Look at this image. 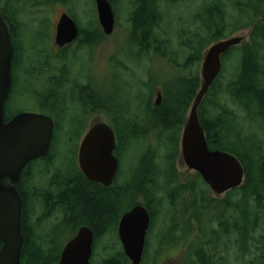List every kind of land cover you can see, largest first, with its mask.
I'll return each mask as SVG.
<instances>
[{
  "label": "trees",
  "instance_id": "16d2710c",
  "mask_svg": "<svg viewBox=\"0 0 264 264\" xmlns=\"http://www.w3.org/2000/svg\"><path fill=\"white\" fill-rule=\"evenodd\" d=\"M1 1L0 8L3 17L8 22L17 25V22L22 20L19 15L20 1L6 0L4 4ZM47 1L50 2V0ZM114 1L116 0H110L111 3ZM174 1L177 0H133L130 20L132 32L129 38L131 39V47L135 48L136 51L133 54H127L128 59L136 60L135 62L140 65L139 56L144 55L148 49H152L162 56L169 55L168 58L172 59L179 68L172 85L166 82L162 84L161 82H154L155 78H150L146 82L143 81V84H146L151 92L157 84L162 86L163 102L159 106H148L146 110H153V112H151L150 117L141 120L127 117L130 116L128 100H125L123 105H117L116 115L111 110L110 104L108 107L101 105L98 108H109V118L118 138V155L122 154L123 148L128 151L137 145L141 148L140 162L142 167L149 168L148 165H153L154 170L157 169L163 173L158 176L164 174L179 175L177 161L181 155V133L188 111L202 84L199 66L204 52L212 43L230 37V32L226 33V29L231 30L232 28V31H235V28L238 30L243 27H250L251 22L256 20L251 37L253 45L244 44V47L239 50L241 62L236 68H233L235 71L231 76H225L228 79L226 83L221 81L223 66L219 78L213 83L203 99L198 113L201 125L206 132L209 147L233 153L244 167L245 182L242 186L233 189V192L239 194L238 202H235V205L243 209L246 214L247 198L251 192L260 217V211L264 210V64L257 60L253 52L264 48V0H236V2L231 0L229 3L224 0H207L198 8V13L193 15L192 28L189 30L184 28L180 35L183 39L181 45L188 50V59L184 64L180 60L181 51L175 48L176 45L172 52L161 50L162 42H169L171 39L168 37V39L161 38L160 31H157L163 24L162 21L167 20V11L162 8L163 3H166V9H170L169 6ZM229 6L237 10V17L230 12ZM257 17L260 18L257 19ZM48 22L49 29H51V22ZM95 23L96 28L81 29L80 38L76 42L78 45L74 49L78 60L85 47L87 49L93 47L94 49L101 40H105L107 37L97 19ZM22 24L25 23L20 22V25ZM233 49L231 48L230 51ZM44 51H42L43 53L40 52V57H44L49 68L52 66L49 61L51 44L48 47L45 46ZM123 63L125 62L120 61L121 67H123ZM126 72L130 74V70H125ZM49 77L50 80L53 78L51 74ZM82 97L90 98L91 92L82 93ZM100 99L101 97L96 98V100ZM59 105L53 109L48 108L45 104L42 106V112L55 119L56 127L52 148L59 140L63 142V138L60 139V134L65 120L70 123L75 121V119H68L70 109L62 106V101ZM122 107L126 111L124 114L120 113ZM141 109L144 110L143 107ZM21 111L23 110L18 112ZM6 115L8 118L14 116L9 112L8 107L6 108ZM255 115L260 116L263 120V130L258 134H256L257 130L254 132ZM235 121L239 124L237 125ZM151 125L158 126V131L152 129ZM235 126L247 128L250 134L243 138L242 133L233 132L232 127ZM80 127V133L77 135L69 134L66 143L75 144L81 138L87 127L86 120L84 125ZM229 128L231 129L230 132ZM150 136H152L151 140L149 139ZM252 137L256 140L254 145L248 143ZM155 144L159 145L158 150L153 148ZM139 179L141 186L126 182L125 186L116 184L107 188L97 183H87L86 179L84 181L82 178L56 180L55 184L59 186L57 188L58 194L52 195L48 192L46 195H37L36 197L43 199L50 208L61 204L63 208H66V213L63 214L61 221L47 222V225L42 219H37L30 225L26 222L23 223L25 242L20 264H58L64 244L76 234L79 227L84 225L90 226L95 235L93 257L100 247L113 249L102 257L98 264H131L119 243L117 231L123 210L128 209L129 204L135 199L131 196L128 197L129 193H139L141 190L145 203L152 209L154 216L168 205L167 178ZM63 231L68 236L61 243L58 240ZM149 247L148 244L142 264L147 263ZM250 264L264 263L255 259Z\"/></svg>",
  "mask_w": 264,
  "mask_h": 264
},
{
  "label": "flooded vegetation",
  "instance_id": "af4514ba",
  "mask_svg": "<svg viewBox=\"0 0 264 264\" xmlns=\"http://www.w3.org/2000/svg\"><path fill=\"white\" fill-rule=\"evenodd\" d=\"M0 14L2 15L1 8ZM61 15L59 16L57 23L54 25L56 26L55 34L57 24L61 18ZM257 19H259V17H257ZM5 21L10 29L11 40L14 49V56L12 61L13 84L8 102L12 97L11 95L13 94L12 92L14 89V85L16 84V82H18V70L21 66L27 67L26 71L29 75V78L31 79H35L39 74H45V71H47V69H50L47 72L51 74L53 78L50 80V86L48 87V91L45 94H42L39 89H36L38 87H35L32 82L30 83V87L32 88L31 93L34 96L33 98L35 100H38V102L42 104V106H44L45 104L48 108L53 109L56 108L57 105H59L62 101V106L64 107L71 109V107L74 106L76 107V109L78 107L80 109V112H86V120L89 118V116L92 115V112L95 109L101 112L107 111V114L109 115V108H98V106L101 105L104 107H108L109 103L106 102L104 98L96 100L97 97L93 95V89L91 88L89 79L87 78V72L85 71L87 83L81 84L79 78L83 70L78 67L77 64L75 68L71 65V62L72 60H74L76 54V52L74 51V47L77 40L71 44L59 47L56 44L54 31L53 33L51 31L49 37L48 35L45 36L44 38L48 37L49 43L51 44V53L54 52L57 57V63L55 64V66H51L48 68L47 62L45 61L44 57H40V52L44 51L45 47L43 44L44 39L35 40L30 44L32 54L29 55L26 53L27 48L24 45L25 42L20 36L22 32L21 29L23 26H25V24L20 25V22L24 23L25 20H19L17 22V25H14L8 22L7 20ZM255 23L256 20L251 22L250 27H248L249 31L247 33V38L248 36L250 38L252 37L253 26ZM53 34L55 45L53 44L52 40ZM243 36L244 40L242 41L241 45L232 47L234 49L231 51L229 50L225 54H223L222 59L224 56L225 58H228L234 54V56L238 57L237 63L241 62V54L237 53V51L239 50L238 47H241L242 49V45L243 43H245L244 41H246V36ZM262 51H264V48L261 50H254L253 53L256 55L257 60L264 64V52L262 53ZM187 59L188 57H186V60ZM203 61L204 57L202 58L200 65L203 64ZM237 63H235V65ZM44 84L45 83L42 82L40 86ZM159 85L160 84H157L156 88H154L153 90L157 89V96L159 93H161L162 103L164 99V93L162 86L158 87ZM86 87L88 89H84ZM142 87L145 88L141 93V96L144 98V101L141 102L140 105V98L139 100H137L135 106L130 104V110L128 112L130 116H127L128 118L136 120L148 118L151 116V112H153V110H146L148 106H159L161 104L160 103L159 105H157L156 100H153V96L149 100H147L146 91L150 90V88L146 87V84H143ZM136 89H138L137 86L132 89L133 93L136 92ZM84 92H91V97L86 99L82 97V93ZM130 101L133 102L132 95ZM42 106L40 110L32 112L44 113L42 112ZM141 107H143L144 110H142ZM18 113L20 112H17L16 114ZM120 113H122V111ZM16 114H14V116ZM10 119L11 118H8L6 115V120L9 121ZM92 125L93 123L88 124L83 132L87 133L88 130L92 127ZM151 126L152 129L158 131V126ZM62 129L63 127H61V131ZM228 130L229 132L231 131L230 128ZM231 138L234 139V137L232 136ZM82 140L80 138L77 141L75 150L72 154L69 149L67 153L62 151L55 153L54 147L50 150V152L52 151V154H50L49 152L46 157L38 158L35 160L36 162H30L25 165L22 169L20 176L21 179L14 186L21 198V230L23 236L24 222L30 225L31 222L36 221L37 219H42V221L47 225V222L54 223L53 221H61L63 214L65 215L66 208H63L61 204L54 205L50 208L44 202L43 199H37L36 197L37 195H46L48 192L52 195H55L56 193L58 194L57 188L59 186L55 184L56 180L62 181V178H82L84 181L86 179L87 183H97L107 188L116 184H118L119 186H125L126 182L134 183L138 186H141L139 178H145V180L146 178H167L166 194H168V205L165 209H161L159 213L154 216L152 209H150L145 203L143 192L140 190L139 193L142 197V201L137 200L128 209H124L121 214L119 223L123 215L129 212L137 204L140 203L144 205L148 209L151 216L150 227L146 237V244L148 246L150 237L153 235V232L156 229L160 215H166V223L162 226L163 228L165 227L166 235L165 237L159 239L161 242L159 247L163 248V243L165 240V244H167L168 242L172 243L175 241L174 243L177 249L170 250V252L164 257V259L169 257L171 261H169V263L171 264H186V262H188L187 264H223L227 262V257L229 255L228 251L229 249L233 248H229V245L226 244V250H228L226 257L222 256L219 258L218 242L219 239L222 237L225 239L229 238L231 244L236 249L235 252L230 253L231 257L233 256V254L235 256V264H250L255 259H257L259 262L264 263V210L260 211L259 217L258 208H255V202L253 201L251 192L247 198V212L245 214L243 212V209H240L235 205V202H238L239 197V194L237 192H233V189L235 188L229 189L222 194H217L211 189V187L206 183L204 178L197 171L188 167L182 155L179 157L177 165L179 166V164L184 163L187 166L188 170L194 171V175H183V178L180 174L177 176L167 174L158 176L163 173H161L157 169L154 170L153 165H148L149 168L142 167L140 158L136 157V155L133 158L131 157L132 150L135 148V145L128 151L123 148L122 154L118 155V140L116 149L114 150V155L116 156L119 162L118 171L114 177L113 183L110 186H105L99 182L91 181L86 177V175L82 171L78 158ZM59 142L60 140L58 141V143ZM60 143L63 144V142ZM69 144L70 143H65V145ZM228 153L233 154L231 152ZM48 156L49 158H47ZM121 158H128L130 169L127 176L122 175V173L120 172V165L122 164ZM39 171L41 172L39 173ZM5 178L6 179L3 180L4 184L6 186H12L13 183L9 179L10 177ZM120 178H124V180H121ZM212 194L214 196H212ZM227 194L231 197L230 199H220L221 195L226 196ZM204 222H207L208 227H204ZM204 238L206 239L207 243H204ZM1 248L2 245H0V250ZM160 251L156 252L153 255L151 260L152 262L154 260H159V258L157 259V257L160 254ZM175 255L177 257L180 256V259L176 262H173V259L176 258ZM231 262L232 261H230L229 263Z\"/></svg>",
  "mask_w": 264,
  "mask_h": 264
},
{
  "label": "water",
  "instance_id": "95a60500",
  "mask_svg": "<svg viewBox=\"0 0 264 264\" xmlns=\"http://www.w3.org/2000/svg\"><path fill=\"white\" fill-rule=\"evenodd\" d=\"M100 25L106 35L114 32L116 17L109 0H95ZM80 28L67 12L61 15L56 29V44L63 47L77 40ZM243 36H232L212 44L202 65V84L183 130L181 149L188 167L201 174L217 194L242 185L245 171L233 154L209 148L200 124L198 109L222 69V54L240 45ZM14 49L8 24L0 14V264H20L24 236L21 230V198L15 184L20 181L25 165L46 157L54 135L55 121L44 113L21 112L6 120V103L12 89ZM158 94L157 105L161 102ZM116 134L106 122L95 123L85 134L79 150V164L88 179L105 186L113 183L119 162L114 155ZM5 177L13 183L6 186ZM151 216L137 204L121 218L119 238L131 264H141ZM95 235L89 226H82L61 250L58 264H92Z\"/></svg>",
  "mask_w": 264,
  "mask_h": 264
},
{
  "label": "rangeland",
  "instance_id": "374dc122",
  "mask_svg": "<svg viewBox=\"0 0 264 264\" xmlns=\"http://www.w3.org/2000/svg\"><path fill=\"white\" fill-rule=\"evenodd\" d=\"M8 1V0H7ZM20 2V13L22 20H25V26L22 27L21 32V38L25 42L26 53L32 54L31 49V43L35 40H43L44 46H49V39L48 37L44 38L45 36L51 34L54 31L55 34V27L54 26L57 23V20L59 16L64 13L68 12L78 23L80 28L82 30L87 29H93L96 28V19L98 20V13L96 9V3L95 0H19ZM225 2L229 3L231 0H224ZM243 1V0H242ZM2 4L6 2V0L1 1ZM74 2V3H73ZM132 2L133 0H116L114 3L112 2L113 7H115L116 12V18H117V24L115 33L113 35L107 36L105 40H101L99 44L96 46V48H86L81 52L80 59L78 60L77 56H75L74 60H72L71 65L75 68L76 64L78 67H80L83 71L80 75V83L86 84L87 78L89 79V83L91 85V88L93 89V95L95 97H101L104 98L106 102H108L111 106V110L113 112L118 111L117 105H123L125 103V100H128V104H131L135 106L137 100L140 98V105L141 102L144 101V98L141 97V93L145 89L142 87L143 83L146 81H149L150 78H155L154 82H163L173 84V81L175 82V75L179 71V68L176 66L174 61L167 56H162L160 53L156 52L155 50L148 49L144 55L139 56V62L140 65L135 62L134 60H130L127 58V54L132 53L136 51L135 48L131 47V13H132ZM178 2V3H177ZM207 0H177L174 2H171L170 9H166V3H163L162 8L163 10L167 11V20H163V24L161 27L157 30L160 31L161 38L166 39L167 37L170 38L169 42L163 41L161 44V50L164 52H172L174 50V47L176 45V49H179L181 51L180 53V60L181 62L186 61V57L188 56V50L181 45V42L183 39H181V33L186 29L192 28V23L194 17L198 13V8H200L203 4H205ZM236 2V0H235ZM230 12L237 17L238 13L237 10L231 6ZM51 17V18H50ZM49 18L51 22V29H49ZM260 18V17H259ZM179 20V21H178ZM232 24V21H230ZM99 23V20H98ZM100 26V24H99ZM53 28V29H52ZM233 29H226V33L230 32V36H246V41L243 43L251 45L253 44V40L248 36L247 33L249 31L248 27H243L240 29H236L235 31H232ZM20 31V30H19ZM54 34L52 36L53 44L55 45L54 41ZM167 38V39H168ZM174 41V43H173ZM177 43V44H176ZM75 44V49L76 46ZM242 47V48H243ZM239 50L241 47H238ZM239 50L237 53H239ZM264 51H262L263 53ZM137 54V53H136ZM233 60V61H232ZM50 64L52 66H55L57 63V57L54 52L50 54L49 57ZM120 61H123L125 63L122 64L123 67L120 65ZM238 57L231 55L230 57L225 59V56L223 57V63H224V70L222 72L223 77L221 78L222 83L227 82V78L225 76H231L233 72L235 71L233 68H236L239 63ZM235 63H237L235 65ZM121 67V68H120ZM200 67V66H199ZM27 67L21 66L18 70V83L16 87L13 89V94L10 99V101L7 103L6 108H9V112L12 114H16L20 110L25 111H37L40 110L41 104L38 102V100H35L31 93V87L30 83L32 82L35 87H38L36 89H39L42 94H45L48 91V87L50 86V77L49 73L45 71V74H39L35 79L29 78V75L27 73ZM125 70H130L129 73H125ZM87 72V78H86V72ZM186 71V70H185ZM187 72V71H186ZM144 81V82H143ZM45 83L44 85L40 86L41 84ZM141 82V83H140ZM40 86V87H39ZM137 86L138 89H136V92H131V89ZM158 87H161L159 85ZM131 92V93H130ZM146 99L149 100L153 96V100H156L157 97V89L146 91ZM154 94V95H153ZM131 95L133 97V102L131 100ZM111 99V100H110ZM110 100V101H109ZM41 106H40V105ZM144 107V105H143ZM122 113L124 114L126 111L122 107ZM85 115L86 112H80V109L77 107H71L68 115V119H75L74 123L68 122V120H65L63 124V129L60 134V139L63 138V144L57 143L55 145V153L62 151V152H68V149L71 151V154L74 152L76 143L69 145H65V143L68 140L69 134L77 135L81 131V127L85 123ZM106 120L108 123L113 124L110 122L109 115L107 114V111L101 112L99 110H93L92 115L89 116V118L86 120V123L91 124L95 123L97 121ZM255 127L254 132L258 134L263 129V120L260 116H256L254 118ZM235 123L238 125L239 123L235 121ZM87 124V125H88ZM234 133H242L243 138H245L246 135H249L250 132L247 128H242L241 126H235L232 127ZM58 135V133H57ZM152 136H150V140ZM55 143V141H54ZM248 143L250 145L256 144V140L254 137L248 140ZM153 148L155 150L159 149V145L155 144L153 145ZM136 155V157L140 158L141 156V148L139 146H135V148L132 150L131 157L133 158ZM122 164L120 165V172L122 175L127 176L130 164L128 161V158H121ZM180 175L183 178V175H194V171L188 170L187 166L184 163L177 165ZM34 169V168H33ZM41 171H39L40 173ZM121 180H124V178H120ZM127 179V178H126ZM120 182V181H119ZM134 197V201H132L129 205L132 206L135 201L139 200L142 201V197L139 193H129L128 197ZM212 196H214L212 194ZM231 197L227 194L221 195V200H227ZM166 223V215L162 216L160 215L159 221L157 222L156 229L153 232V235L150 237L149 240V257L147 259L146 264H168L170 259L169 257H164L170 252V250H176L175 247V241L170 243H166V240L163 243V249L160 246V240L162 237H165L166 230L165 227L162 226ZM204 227H208L207 222H204ZM118 231V228H117ZM67 233L63 231V233L60 234V239L58 240L61 243L66 240ZM119 240V236H118ZM106 242V241H105ZM119 243L121 244L120 240ZM204 243H207L206 239L204 238ZM60 244V243H59ZM229 245V249L226 250L227 245ZM218 250H219V258L220 257H226L227 251H228V261L223 264H235V256H230V253L235 252V247L231 244L230 239L220 238L218 242ZM122 247V244H121ZM123 248V247H122ZM161 250V251H160ZM110 251H113L112 248H99L96 250V254L94 253V257H92V264H98L102 257H104L107 253ZM160 251V254L158 255L157 259L158 261H151L153 255ZM176 257V258H175ZM175 259H173V262H176L180 259V256L177 257L175 255ZM172 259V258H171ZM96 261V263H95ZM171 262V261H170ZM193 262V261H191ZM188 262H186L187 264ZM171 264V263H169Z\"/></svg>",
  "mask_w": 264,
  "mask_h": 264
},
{
  "label": "bare ground",
  "instance_id": "6f19581e",
  "mask_svg": "<svg viewBox=\"0 0 264 264\" xmlns=\"http://www.w3.org/2000/svg\"><path fill=\"white\" fill-rule=\"evenodd\" d=\"M179 21V20H178ZM233 61V60H232Z\"/></svg>",
  "mask_w": 264,
  "mask_h": 264
}]
</instances>
